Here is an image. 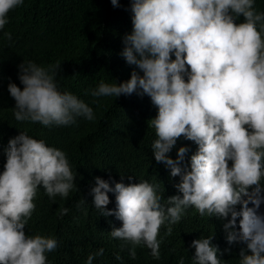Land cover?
I'll list each match as a JSON object with an SVG mask.
<instances>
[{
	"label": "clouds",
	"instance_id": "obj_1",
	"mask_svg": "<svg viewBox=\"0 0 264 264\" xmlns=\"http://www.w3.org/2000/svg\"><path fill=\"white\" fill-rule=\"evenodd\" d=\"M111 2L133 13V29L123 37L121 55L137 67L123 82L101 80L92 95H149L158 106L149 120L157 136L154 156L172 177H180L178 192L164 199L159 185L148 179H121L113 186L96 176L93 204L103 215L114 213L123 221L111 236L124 241L122 247L130 244L133 258L136 246L145 244L160 258L161 226L167 225L165 234L170 235L186 209L195 206L203 216L230 214L224 224L226 239L246 243L239 264H264V11L254 6L256 0H131L128 6L121 0ZM23 4L0 0V30L9 22L8 13ZM241 14L244 19L237 22ZM4 35L12 38L10 31ZM18 68L23 87L15 81L8 84L17 120L52 126L71 125L79 117L95 119L88 102L60 89L59 60L44 65L24 58ZM181 134L198 144L190 162L187 144L175 158L170 155ZM4 153L0 264H52L48 253L58 248V237L29 234L26 225L40 186L53 199L57 194L67 197L77 187V172L63 149L26 130L8 140ZM110 192L115 193V208L106 207ZM69 211L59 209L61 215ZM214 236L192 241V264H226ZM104 251L101 247L90 253L86 264ZM116 258L123 260L119 253ZM179 264H185L184 257Z\"/></svg>",
	"mask_w": 264,
	"mask_h": 264
},
{
	"label": "trees",
	"instance_id": "obj_2",
	"mask_svg": "<svg viewBox=\"0 0 264 264\" xmlns=\"http://www.w3.org/2000/svg\"><path fill=\"white\" fill-rule=\"evenodd\" d=\"M121 4L128 6L131 0H121ZM254 6L264 11V0H256ZM8 15L9 22L0 30V171L6 162L4 147L8 140L26 130L29 135L44 138L48 144L63 149L77 172V187L67 197L57 194L53 199L40 186L34 197L37 206L26 225L29 234L58 237V248L48 253L52 264H86L88 255L101 247L105 251L94 258L93 264H179L181 257L185 264H192L195 254L192 241L212 234L226 264H239L246 243L230 244L226 239L224 224L231 219L230 214L227 218L203 216L195 206H189L182 219L173 225L170 235L165 234L167 225L161 226L159 236L164 238L160 258H155L146 244L136 246L133 258L131 245L122 247L124 241L110 234L123 221L114 213L103 215L93 204L91 188L96 176L109 179L113 186L121 179L125 183L148 179L159 185L164 199L178 192L175 184L180 177H172L165 163L158 162L154 156L152 144L157 136L149 120L157 115L158 106L151 97L135 92L119 97L92 95L91 90L101 80L123 82L137 67L121 55L125 46L123 37L133 29L130 7H114L111 0H24L23 5ZM243 19L241 14L237 22ZM6 31L12 33L11 39L4 35ZM24 58L44 65L59 60L60 89L70 90L88 102L95 119L79 117L74 124L52 126L17 120L15 99L8 84L15 81L23 87L18 65ZM185 144L190 146V162L198 144L184 139L183 134L170 155L175 158L179 147ZM129 176L134 180H129ZM109 195L111 200L106 207L115 208V193ZM63 207L70 211L61 215L59 209ZM236 207L239 209L242 204ZM261 210L264 211V204ZM116 253L123 260H118Z\"/></svg>",
	"mask_w": 264,
	"mask_h": 264
}]
</instances>
